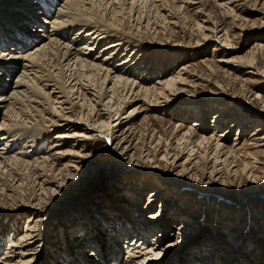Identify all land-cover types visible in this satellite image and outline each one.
I'll use <instances>...</instances> for the list:
<instances>
[{"label": "rangeland", "instance_id": "obj_1", "mask_svg": "<svg viewBox=\"0 0 264 264\" xmlns=\"http://www.w3.org/2000/svg\"><path fill=\"white\" fill-rule=\"evenodd\" d=\"M12 1L15 0L6 2ZM106 1H101L100 7L99 4L88 6V12L105 16L115 10L119 18L130 12L128 7L121 9L118 4ZM61 3L46 2L45 9L55 10L53 17ZM172 4L156 0L152 6H157L159 10H153L152 6L150 9L140 6L141 9L134 8V12L132 9V16L125 14L121 23L126 22L134 28V36L126 31H116L119 34L112 36L107 30L104 35L110 45H121L113 47L108 53L110 60L115 56L123 60L117 64L121 73L132 74L127 69L132 62H126L123 50L127 49L128 56L133 53L139 57L133 64L138 65V74L131 79L140 86L150 88L179 75L177 81L184 84L176 86V89L181 91L157 101L156 105L164 107H151L145 112L139 109L128 124L129 119L124 118L142 105L135 103L123 109L119 116L112 114L109 122L114 129L105 125L97 128L107 120L106 111L102 110V120L94 127L95 132L86 136L78 129L76 135L85 138H69L61 142L60 147L55 146L58 141L55 136L62 131L51 130L47 126H39L41 129L33 127V135L43 134L44 138L50 135L43 142L44 150L35 153L28 161H39L48 155L50 159L51 154L58 152L65 154L72 150L75 153H69L72 156L64 159H50L55 162L56 171L71 166L68 169L72 177L67 178L61 190L51 187L55 193L50 194L49 203L54 215L43 229L50 242L41 252L44 262L48 261L47 256H50L49 260L57 261V256L52 253L55 250L57 254L67 249L75 253V257L80 255L77 242H73L80 235L77 231L79 226L84 227L81 234L87 242L94 241L104 248L108 234L96 230L94 234L88 230L85 220H89L92 224L98 223L101 230L115 231L125 227L129 232L137 230L136 226H142L151 231L147 241L153 247L151 245L149 249H167L162 261L152 264H264V0H184L181 7L177 3ZM0 9L5 13L10 11L6 4ZM142 11L145 15L149 13L148 18ZM43 12L44 9L38 11L37 7L34 23L49 18V13ZM160 15H164L163 20ZM136 16L140 19L145 17L141 19L143 27L145 19L150 20L148 34L137 30ZM1 22L3 27H10L5 20ZM31 27L27 26L28 29ZM3 30V37L7 31L14 34L11 27ZM75 37L71 34L67 40L70 42ZM1 40L0 43L6 44L2 55L9 54L7 60L13 56L17 59L27 57L39 44V41H33L28 50L25 47L24 50L12 48L14 51H11L13 43L7 45ZM95 50L93 54L101 49ZM100 58L106 60L107 57L102 55ZM103 68L107 70L106 66ZM11 72L12 82L5 83L4 96L15 92L13 85L24 73L21 69L15 72L11 69L6 73ZM6 73L0 74L5 81ZM148 76L150 79L146 80V85L139 80ZM48 91L52 92V88ZM75 91L72 92L75 94ZM76 97L72 99L78 108H75L76 112H79L82 102ZM114 110L115 107H112L110 112ZM85 113L83 108L82 115ZM45 118L49 116L46 114ZM77 118L80 119V116L77 115ZM117 122L120 123L118 127ZM85 125L92 128L87 123ZM73 133L70 132L71 135ZM30 152L27 154L33 153ZM9 168L0 166V179L6 177L3 185L0 183V205L20 203V197L28 192L26 189L44 175L33 166H27L21 169L18 177H7L8 173L14 172ZM45 169L50 171L49 165ZM20 181H23L22 184ZM14 182L26 192L19 191V194H24L20 196L13 189L11 194L16 200L8 203L2 198L10 194L8 183ZM18 211L14 210L11 218L4 223V233L20 230L30 233L37 229L40 218L44 220L29 211L19 218ZM89 213H101L114 219L101 215L95 223L97 215ZM108 221L112 224L110 229L109 225L103 226L109 224ZM136 221L140 225H136ZM126 230L119 232V239ZM123 240L117 238L113 243L119 248V242ZM86 241L84 246L90 250ZM7 244L2 247L4 251ZM171 245L174 247L168 248ZM103 251L109 252L107 248ZM259 255L262 262H258ZM112 260L109 258L106 264H117ZM95 262L94 257L89 261L90 264Z\"/></svg>", "mask_w": 264, "mask_h": 264}, {"label": "bare ground", "instance_id": "obj_2", "mask_svg": "<svg viewBox=\"0 0 264 264\" xmlns=\"http://www.w3.org/2000/svg\"><path fill=\"white\" fill-rule=\"evenodd\" d=\"M6 1L7 0H0V6L6 4L9 6L10 11H7L5 13L1 11L2 9H0V25L2 26L3 23L1 22V20H5V22L8 23L11 27V30L12 28L14 29V34H9L7 31L5 37H3L5 33L3 29L8 30L10 27L6 28L5 26H0V40L3 39L7 43V45L13 43L11 49L18 48L24 50L25 47H27L28 50L31 48L33 41H39V44L34 46L35 51L32 50L34 52L30 50L31 53L27 57H19L17 59L13 58V56L10 60H7L6 57L9 56V54L6 56L2 55V50L6 47V44L0 43V74H5L11 69L14 72L18 69H21L24 72L22 76L17 79L18 81L16 80V82L14 83L13 86L15 87V92H13L10 96H4L3 93L5 91V83L8 84L12 82V72L9 74L6 73V75L4 76L5 79L7 78L6 81L3 80L0 76V84H3V87H0V146H3L0 148V166L6 167V169L7 167H10L9 170L14 171H9L10 173H8L7 177H18L17 174L20 173L21 169L27 166H30V168H32L33 166L36 170L43 172L42 174L44 175L39 178L37 183L35 182V184H31V188L26 189L28 192H26L25 189L22 190L21 185H17V182L8 183L9 188L7 190H10V194L6 197H4L3 195L2 199H5L4 201H7L8 203H14V199L16 200V198H14L11 194L13 192V189L18 194L19 191H21L22 193H26L23 198L20 197L22 199L20 203L18 202L17 204H4L5 206L0 205V239L2 240L0 241V264H58V260L59 264H61V259H63L62 264H90L89 261L93 260V257L96 259V262L94 264H106L109 258L110 260L113 259L115 262H117V264H152L155 261H162L164 253L167 249H161L157 251L149 249L151 245V247H153V244H150L149 241H147V236L150 235L151 231L145 230L142 226H136L137 230H129L128 232L125 227H122V229H125L126 232L124 233V236L123 234L121 235V238H123L124 240L123 242H119L118 248L113 243V241L117 238L118 240H121V238L119 239V232H121L122 229H118L115 231L101 230V226H97V222L98 219H101L102 214L89 213L90 215H97V221H94L97 224H92L91 222H88L89 220H85V224L88 225V230L92 231L93 233L95 232L94 234H96V231H101L102 233L108 234L109 238L107 237V245L102 248L101 244H97L96 242L93 243L94 241L87 242L85 240L86 237L81 234L82 230H84V227L79 226L77 231H79L80 235H77L73 242H77L80 255L78 257H75V253H72V251L70 250L68 252L67 249H64L62 254L59 252L57 254L55 250L52 253L57 256V261L55 259L49 260L50 256H47L48 259L46 260L48 261L44 262V260L41 259V252L45 247L48 246L50 242L49 240H47V236L44 234L43 229L45 228L46 223L50 221L54 215L49 203V198L51 197L50 194L52 192V194L55 193V191H53L51 187L54 186V188H56L57 190H61L60 187L62 188V186L65 185L67 178L69 176L72 177L69 170V167L71 166H67L64 168L61 167L60 170L56 171L54 169L55 162L52 161L54 159H64L67 156L74 155L75 153L71 150L70 152H67L65 154L63 152H58L59 154L57 153L56 155L51 154L52 156L50 157V159L52 161L48 159L49 155L47 157L45 156L46 158L43 157V159L39 161L28 160L31 159V157L33 158V155H35V153H40L44 150L43 142L47 139L48 135H50L49 133L46 138L42 136L43 134L41 135L39 133L33 135L32 130L34 126H37V128L39 126H47L51 127V130L62 131L57 133V136H55V139L58 140L55 146L60 147V143L66 141L69 138H85L82 135H76V131H78V129H81L83 135L86 136H89L90 134L95 132L94 127L98 122L101 123L100 120H102V110L106 111L107 120L105 122H102V124L97 128H103L105 125L109 129V127H111L109 120L112 118V114H114V116H119L122 114L121 112L123 111V109L134 105L135 103H141L142 105H140L139 108H135L128 116H126V118H124L129 119L127 121L128 124L134 119V116L138 113L137 110L139 109H144L143 111L145 112L151 107H164L156 104L161 98H169V96H171L173 93L181 91V89H176V86L182 85L181 83H183V81H177V79L179 78L178 75L177 77L166 80L157 86L152 85V87L150 88H145V86L142 87L139 83L138 85L137 83L133 82L134 79L132 80L131 78H134L133 76H135V74H138V65L135 66L133 64L139 59V57H135V54L133 55V53L128 56V53L126 54L127 49L126 51L123 50L122 56L124 57L125 55L126 62L128 60L129 62H132L129 65V68H127L129 70L128 72H132V74L120 72V68L119 66H117V64L121 63L123 60L118 59L117 56H115L113 60H110V57H108V53L111 51V49L115 46L118 47V45L120 44L110 45V43H108L107 39L104 36L105 32L107 30L109 33H111L112 36L119 34L116 33V31H126L133 36L136 33L133 30L134 28L132 29L131 27H129L128 23H121L123 21L122 17H125V14L127 13L123 14V16L120 14L122 17L119 18L117 16V11L113 10L115 7L112 9V12L105 16L103 14H91V11L88 12V6H95L96 4H99L100 7L102 5H100L101 1L103 2L105 0H59V3H61L62 1L63 2L61 3V6H59L58 10H56L57 13L53 17L52 13L55 12V10H46L45 6L46 2L51 1L58 5L59 3L57 0H15L12 2ZM107 1L118 4L121 9L124 7H126L125 9H127L128 7L131 13L134 12V8L137 10V8L141 9L140 6H142L143 8L147 9L154 5V3L156 2V0ZM159 1L162 2V4L177 3V5L181 7V3L184 0ZM186 3L189 5L188 1H186ZM177 5L174 7V9H176ZM167 6H165V8ZM37 7L38 11L44 9L45 12H48L49 18L44 19L41 17L42 19L38 20V23L36 24L33 20H35V16L37 17ZM152 8L153 10H159L157 6H152ZM162 8H164V6ZM92 9H94V7ZM149 11L151 12V10ZM149 11L147 10V12ZM119 12L121 13V10ZM130 12L128 14H130ZM143 12L144 11H142V14L145 15ZM148 14L145 15L147 16V18ZM158 14L159 12L156 13V15ZM40 15L38 17H40ZM163 16L164 15H160L162 20L164 19ZM144 18L145 17H142L141 19L143 20ZM49 19H52L53 21H50ZM141 19L138 18L135 21V24H137L138 26L137 30H140V32L142 31L141 33L148 34L147 28L150 24V20L145 19L146 25H144L143 27V22L141 23ZM47 20H49L50 22ZM79 22L80 24L77 26ZM162 23L163 21L161 22V24ZM28 25H32L33 27H31V29H28ZM71 34H75L76 37L69 42V40H67V37ZM93 36H97V38L95 39V37ZM108 38L109 40H112L111 37ZM13 39H15L16 41H14ZM26 39L29 40L26 42ZM43 40H47V42L44 43ZM82 45H84V47ZM101 46L102 48H97ZM94 49H96L95 51H98L99 49L101 50L97 54H93ZM11 51L14 50L12 49ZM100 54L106 56V60L105 58L101 59L100 57L102 55L99 56ZM103 66H106L107 70H105ZM147 79H150V76H148V78L143 77L139 80H141L143 84H147ZM49 88H52V92L48 91ZM73 90H76L75 94L72 92ZM75 95L77 96L76 99L80 98V101L82 102L79 112H76L75 108H78L75 105L74 100L72 99ZM107 100L108 102H106ZM82 107L84 108V111H86V113L83 115ZM112 107H115L113 113L110 112ZM46 114L47 116H49L48 119L45 118ZM77 115L80 116V119L77 118ZM82 121L85 124L87 123V125L89 124L92 128L85 127V124L82 125ZM119 122H117L118 124L116 127H118V125L120 124ZM41 127L39 128L41 129ZM112 129H114V127ZM70 132L74 133L71 135ZM2 137L6 138L1 139ZM86 139L90 138L86 137ZM27 149H30V151L33 153L27 154L28 152H30H27ZM14 151L18 152L14 153ZM69 153H72V155ZM41 155L42 153L40 154V156ZM80 159H83V157ZM48 165L50 167V171H47L45 169L46 167H48ZM2 178L3 179H0V183L3 185L6 177ZM14 180H16V178H14ZM56 184L57 186L55 187ZM21 194L19 195L21 196ZM23 195L24 194H22V196ZM17 209L19 210V218L23 213H27V211H29L36 216L40 215V217H42V219L44 218V220H41L40 218L41 221H37V229H35V231L31 230L30 233H22L20 230L10 234H8V232L6 231V233L8 234L7 235L3 231L6 228V225L4 223H6V221L11 218L10 216L14 213V210ZM5 212H8V214H5ZM79 217L81 216H77V218ZM103 218L114 219L112 217L110 218L105 216ZM108 222L109 224L102 225L105 227L109 225L108 228L110 229L112 227V224L110 221ZM136 222V225H140L138 221ZM28 230H30V228ZM25 231L27 230L25 229ZM132 233H135L136 235ZM109 235L113 237H110ZM32 240L35 241L31 242ZM85 241L91 247L90 250L89 248L84 246ZM36 243L39 245L35 246ZM138 243L139 246L136 247ZM5 244L9 246H7L6 251H4V249L2 248ZM173 247L174 245H171L168 248ZM106 248L109 251L108 253H104L103 251V249ZM122 253L124 254L122 255ZM69 255H72V257H69ZM262 260V257L259 255L258 262H262ZM113 264L116 263L113 262Z\"/></svg>", "mask_w": 264, "mask_h": 264}, {"label": "trees", "instance_id": "obj_3", "mask_svg": "<svg viewBox=\"0 0 264 264\" xmlns=\"http://www.w3.org/2000/svg\"><path fill=\"white\" fill-rule=\"evenodd\" d=\"M97 238V237H96Z\"/></svg>", "mask_w": 264, "mask_h": 264}]
</instances>
